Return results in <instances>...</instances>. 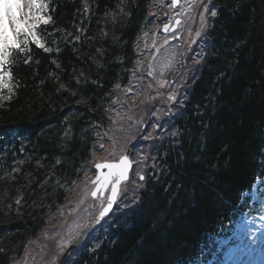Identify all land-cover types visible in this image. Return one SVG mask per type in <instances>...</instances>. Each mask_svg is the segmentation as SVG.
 <instances>
[{"label": "trees", "instance_id": "16d2710c", "mask_svg": "<svg viewBox=\"0 0 264 264\" xmlns=\"http://www.w3.org/2000/svg\"><path fill=\"white\" fill-rule=\"evenodd\" d=\"M148 3L53 0V21L41 35L59 51L46 53L34 43L30 51L13 50L14 93L0 104V129L18 136L0 159V264L19 257L49 213L90 174L108 97L126 78ZM214 3L211 49L186 93L178 135L153 165L160 173H148L155 175L113 230L114 242L85 264L187 259L230 212L237 191L262 170L264 0Z\"/></svg>", "mask_w": 264, "mask_h": 264}, {"label": "snow or ice", "instance_id": "6c2138e0", "mask_svg": "<svg viewBox=\"0 0 264 264\" xmlns=\"http://www.w3.org/2000/svg\"><path fill=\"white\" fill-rule=\"evenodd\" d=\"M177 0H173L175 5ZM47 9V4L42 3L41 0H0V88H11L13 85L11 82V73L3 72L5 65L12 63L10 57L13 54V50H18L21 53L31 49L28 46L31 43L36 44L38 47L49 51L43 42V37L37 31L40 24H49L51 17H46L43 11ZM122 11V9H121ZM211 15L215 17L217 12L213 10ZM179 23V21H177ZM168 26H165L167 30ZM200 33L197 32V36ZM22 45L24 47H22ZM28 61L26 60L25 63ZM199 63V61H197ZM151 75V73H149ZM5 76L8 77L9 82H5ZM169 100H176L175 95H170ZM173 136L178 133L173 132ZM101 147H103L101 145ZM264 151V150H262ZM59 162V161H58ZM97 169H108L107 173L101 172L97 175L96 179L91 181L95 186L91 192L93 197H97L98 194L102 196L103 190L107 187H111V195L107 198L106 206L102 207L97 220L102 219L112 208L113 202L116 200L119 184L121 181L127 179V172L129 167V161L127 157H122L119 163H97L95 165ZM261 172L256 174V180L260 184H264V162L261 164ZM144 179L143 176L140 177ZM256 185L253 184V187ZM67 243V242H66Z\"/></svg>", "mask_w": 264, "mask_h": 264}, {"label": "rangeland", "instance_id": "374dc122", "mask_svg": "<svg viewBox=\"0 0 264 264\" xmlns=\"http://www.w3.org/2000/svg\"><path fill=\"white\" fill-rule=\"evenodd\" d=\"M163 8H166V0H157L155 3V9L162 10ZM157 20L150 22L154 29L142 35H147L148 37H142L140 41V51L142 52L141 60L147 62L151 68L166 71V68L173 64V60H176L177 47L168 45L169 42L167 37H162V35L159 34V27L154 26V23L157 22ZM199 22L200 18L198 19V23ZM120 143V141H109L107 144L108 148H106V144L103 143L104 145H102L103 147H100V151H104L106 149L107 155H113L117 151L121 150L124 143ZM86 183L87 181L84 180V182L77 187V190L73 193V195L61 205V207L65 206V208L62 214L59 209L58 214L56 215L59 222L48 223V230L43 232L41 235L42 239L52 242L53 250L57 249L56 253L59 252V248L61 246L60 240L64 238V233L59 236L58 233L60 230L62 231L64 228L67 234L71 233L79 225L83 224V222L92 213H94L96 207L99 205L98 202H93L90 199V188L86 187ZM54 258L55 254L46 260H36L34 252H31L28 247L24 256L21 258L22 261L16 262V264H36V262L38 264H49L54 260Z\"/></svg>", "mask_w": 264, "mask_h": 264}, {"label": "water", "instance_id": "95a60500", "mask_svg": "<svg viewBox=\"0 0 264 264\" xmlns=\"http://www.w3.org/2000/svg\"><path fill=\"white\" fill-rule=\"evenodd\" d=\"M176 23H177V21H175V24H176ZM95 169L98 170V174H97V175H99V174L101 173L100 169H97L96 167H95ZM107 172H108V169H107V171L104 172V173H107Z\"/></svg>", "mask_w": 264, "mask_h": 264}]
</instances>
